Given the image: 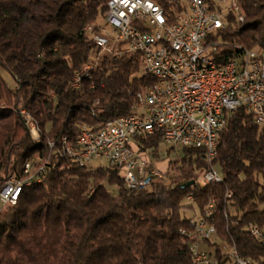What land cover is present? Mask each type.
<instances>
[{"label": "trees", "instance_id": "16d2710c", "mask_svg": "<svg viewBox=\"0 0 264 264\" xmlns=\"http://www.w3.org/2000/svg\"><path fill=\"white\" fill-rule=\"evenodd\" d=\"M155 1L167 11L186 3ZM108 2L0 0V192L10 177H25L35 156L44 164L41 180L26 185L16 205L0 208V264H197L196 242L216 264H229L223 243L264 264V243L252 231L264 232V127L245 109L229 117L211 162L205 149L169 147L181 154L152 187L129 188L118 168L90 167L68 154L84 127L135 113L138 94L156 82L139 53L100 55L85 31L105 21ZM238 2L244 20L230 15L221 39L264 49V0ZM161 142L155 131L140 144L157 149ZM212 168L221 181L203 180ZM201 217L215 229L210 238L196 233Z\"/></svg>", "mask_w": 264, "mask_h": 264}, {"label": "built area", "instance_id": "2783aa9c", "mask_svg": "<svg viewBox=\"0 0 264 264\" xmlns=\"http://www.w3.org/2000/svg\"><path fill=\"white\" fill-rule=\"evenodd\" d=\"M230 15L244 20L238 0H186L182 9L170 11L155 0H109L104 23L87 26L85 31L100 54L139 53L156 82L138 94L135 113L110 119L98 129L84 127L76 146L67 148L68 154L85 164L106 159L119 169L129 188L152 187L167 178L170 168L165 172L156 168L151 156L162 155L169 147H196L205 149L211 162L220 133L239 108L264 127V49L222 40L219 34L228 26ZM226 48L233 52L226 53ZM169 73H177V81H169ZM80 81L77 73L72 87L78 88ZM21 113L33 138L27 111ZM155 131L162 134L160 146L143 149L140 141ZM41 161L35 156L23 179L12 176L6 181L0 208L15 205L21 186L41 180ZM222 178L216 168L203 174L206 182ZM211 213L210 206L207 215ZM252 231L264 243L263 230L253 227ZM214 232L205 218L198 219L200 239ZM191 250L197 264H216L199 242ZM228 255L229 264H253L234 247Z\"/></svg>", "mask_w": 264, "mask_h": 264}, {"label": "rangeland", "instance_id": "374dc122", "mask_svg": "<svg viewBox=\"0 0 264 264\" xmlns=\"http://www.w3.org/2000/svg\"><path fill=\"white\" fill-rule=\"evenodd\" d=\"M184 2H186V0H183ZM102 23H104V21H101ZM110 28V27H109ZM100 54V53H99ZM103 55V54H100ZM99 55V57H100ZM143 65V64H142ZM143 69V67H142ZM2 74L5 78V80L11 84V85H15L14 80L12 78V76L7 72V71H2ZM181 154V149H177L176 151L171 152L170 154L168 152H164L161 157H159V161L155 160V158L152 161L153 166H155L156 168L162 170V171H166L169 168L170 165V161L176 159L178 157V155ZM86 164L90 167H98L101 165H107L108 162L106 159H93V160H87ZM173 167H175V165H173ZM217 170L219 171V169L217 168ZM172 174L175 173V170L171 172ZM2 206V203L0 202V207ZM214 240H217L216 238H214ZM201 247V245H200ZM204 249H209V247L204 244L202 246ZM210 249H214V248H210ZM223 249L226 253H228L230 251V246L227 243H223Z\"/></svg>", "mask_w": 264, "mask_h": 264}, {"label": "bare ground", "instance_id": "6f19581e", "mask_svg": "<svg viewBox=\"0 0 264 264\" xmlns=\"http://www.w3.org/2000/svg\"><path fill=\"white\" fill-rule=\"evenodd\" d=\"M89 26H92V25H89ZM169 81H177V73H169ZM27 114H28V123H29V125L32 126V128H34L33 138H34V140H39L40 139V129H39L37 123L34 121V119L30 116V114L28 112H27ZM28 165L25 167V169H27ZM24 187L25 186H21V188L19 190H16V203L18 202L19 197H20ZM16 203H15V205H16Z\"/></svg>", "mask_w": 264, "mask_h": 264}, {"label": "crops", "instance_id": "0c3cea01", "mask_svg": "<svg viewBox=\"0 0 264 264\" xmlns=\"http://www.w3.org/2000/svg\"><path fill=\"white\" fill-rule=\"evenodd\" d=\"M159 157H161V155H158V156H155V157H154V156H151V159H152V161H153V159L155 158V160H158V161H159V159H158ZM203 244H204V243H203ZM203 244H202V245H203Z\"/></svg>", "mask_w": 264, "mask_h": 264}, {"label": "water", "instance_id": "95a60500", "mask_svg": "<svg viewBox=\"0 0 264 264\" xmlns=\"http://www.w3.org/2000/svg\"><path fill=\"white\" fill-rule=\"evenodd\" d=\"M193 183V181H190L187 183V185H191ZM186 185L184 184L183 187H185Z\"/></svg>", "mask_w": 264, "mask_h": 264}]
</instances>
